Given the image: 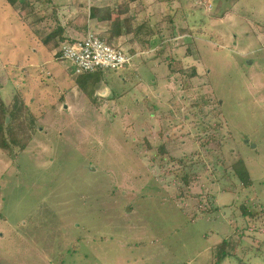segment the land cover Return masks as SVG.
Listing matches in <instances>:
<instances>
[{
    "label": "rangeland",
    "instance_id": "obj_1",
    "mask_svg": "<svg viewBox=\"0 0 264 264\" xmlns=\"http://www.w3.org/2000/svg\"><path fill=\"white\" fill-rule=\"evenodd\" d=\"M33 2L0 0V264H264V0ZM57 22L141 53L90 96Z\"/></svg>",
    "mask_w": 264,
    "mask_h": 264
},
{
    "label": "built area",
    "instance_id": "obj_2",
    "mask_svg": "<svg viewBox=\"0 0 264 264\" xmlns=\"http://www.w3.org/2000/svg\"><path fill=\"white\" fill-rule=\"evenodd\" d=\"M60 59L68 61L76 75L99 70L117 71L129 66L133 55L113 43H108L98 32L89 30L73 43L65 42L58 49Z\"/></svg>",
    "mask_w": 264,
    "mask_h": 264
},
{
    "label": "trees",
    "instance_id": "obj_3",
    "mask_svg": "<svg viewBox=\"0 0 264 264\" xmlns=\"http://www.w3.org/2000/svg\"><path fill=\"white\" fill-rule=\"evenodd\" d=\"M33 1L34 0H4V2L7 5L11 6L15 11H18V12L19 11L22 12L27 6H29L32 9V11H34L35 7H34ZM36 1L43 2L45 4H51L55 0H36ZM127 1L129 2V1H133V0H123L124 3H127ZM112 13H113V9H111V7H109V6L92 7L90 9V17L92 19L97 20L98 22L111 21ZM52 18H53V15H52ZM54 18H55V16H54ZM110 30H111L112 34H110V37L106 39V41L108 43H112L111 38L118 37L123 33L122 27L120 25H117V24L111 25ZM130 31H131V29H128L126 32H130ZM65 33H66L65 27L60 25L57 22L54 29L51 32H49L48 34H46L44 37L41 38V42H42L43 47H46L48 49V51H50V50L54 49L55 47H57L59 49L61 44L65 43V42L73 43L75 40L71 39L70 37H67L65 35ZM55 55L58 56V58H59L60 57L59 51H57ZM70 72L72 73L73 70L71 69ZM96 72H98L99 74H103L104 70H99ZM96 72H94V73L96 74ZM89 95L91 96L92 94L90 93ZM8 107L9 106L5 104L3 98L0 95V131L2 130L1 129L2 127H4L6 124L9 123L6 121V117L8 116L7 114H9ZM10 117H11V115H10ZM233 168H234L235 174L238 176L240 181L245 186H249L252 184V180L250 178V173H249L245 163L241 159L233 164ZM184 180L187 183V181H188L187 177H185ZM245 213L250 214L247 211H245ZM214 252H215V254H214L213 260L216 264H218L221 259H223L224 257H226L228 255L227 242L223 241L222 243L218 244L216 246Z\"/></svg>",
    "mask_w": 264,
    "mask_h": 264
},
{
    "label": "crops",
    "instance_id": "obj_4",
    "mask_svg": "<svg viewBox=\"0 0 264 264\" xmlns=\"http://www.w3.org/2000/svg\"><path fill=\"white\" fill-rule=\"evenodd\" d=\"M99 24L101 26V23L100 22L98 23V25ZM102 37L105 38V39H107L104 36H102ZM122 39H127V37L122 38ZM113 44H115V43H113ZM131 46L137 48L136 51H134L133 55L136 56V55H139L141 53L140 51H138V40L137 39H136V41L132 42V45ZM72 76H74V77L76 76L75 77V85L77 86L78 89H80V90H82V91H84L86 93H91V94L94 92L93 90H96V84L98 82H101L102 79H103V74H99L98 72H96V74L95 73H85V74H80V75H76V74H74L72 72ZM6 105H8V104H6Z\"/></svg>",
    "mask_w": 264,
    "mask_h": 264
}]
</instances>
